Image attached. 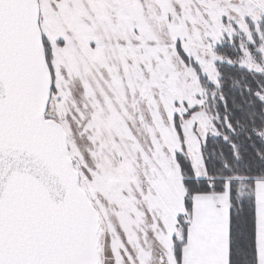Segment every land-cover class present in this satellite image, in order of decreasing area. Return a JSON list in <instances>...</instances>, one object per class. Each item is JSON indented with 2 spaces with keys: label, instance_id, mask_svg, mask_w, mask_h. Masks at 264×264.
<instances>
[{
  "label": "snow or ice",
  "instance_id": "6c2138e0",
  "mask_svg": "<svg viewBox=\"0 0 264 264\" xmlns=\"http://www.w3.org/2000/svg\"><path fill=\"white\" fill-rule=\"evenodd\" d=\"M0 264H264V0H0Z\"/></svg>",
  "mask_w": 264,
  "mask_h": 264
}]
</instances>
